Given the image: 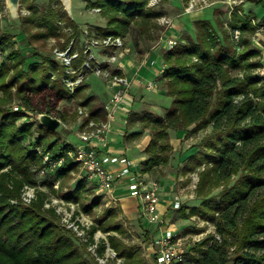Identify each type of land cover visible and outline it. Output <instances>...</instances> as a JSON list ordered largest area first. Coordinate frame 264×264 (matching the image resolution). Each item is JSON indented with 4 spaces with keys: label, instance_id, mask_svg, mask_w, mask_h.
<instances>
[{
    "label": "trees",
    "instance_id": "obj_1",
    "mask_svg": "<svg viewBox=\"0 0 264 264\" xmlns=\"http://www.w3.org/2000/svg\"><path fill=\"white\" fill-rule=\"evenodd\" d=\"M254 2L264 11V0ZM148 3L88 0L87 6L98 7L106 19L105 26H97L96 36H123L133 23L139 36L151 38V29L157 27L154 20L162 12ZM27 7L31 14L22 21L23 31L27 25L37 28L33 38L57 36L68 26L72 34L67 41L77 35L76 22L53 1L41 10L31 2ZM247 16L230 10L228 26L240 30L239 42L231 38L222 21L219 36L209 20H197L195 41L186 37L162 53L165 67L161 76L166 92L173 97L171 105L163 115L132 113L128 121L139 118L152 131L140 168L146 172L168 162L172 149L168 128L194 123L190 130L194 132L211 126L203 148L191 153L183 166L185 172L204 165L195 188L199 203L188 206V211L185 205L178 209L183 216L196 214L215 228L193 246L196 254L187 255L192 264H264V79L256 73L260 49L242 35L256 27ZM0 39L8 49L0 59V264H100L97 256L103 257L107 246L121 259L120 264H151L141 247L118 236L124 235V227L115 222L114 208H107L82 236L66 226L55 204L44 206L51 198L47 201V193L36 190L37 183L51 188L55 179L67 176L79 163L68 155L75 146L59 141L57 129L41 124L36 115L46 112L59 117L57 103L76 96L87 84L83 82L69 93L57 77L62 71L58 61L44 58L26 63L21 52L10 50L5 35ZM83 57L80 50L77 62ZM89 115L102 117L103 106L91 107ZM60 157L63 160L56 164ZM41 170L46 175L37 180ZM86 178L81 176L61 196L78 201ZM219 184L220 190L212 193ZM25 185L35 187L34 198L28 203L22 199ZM97 203L93 198L82 208L88 211ZM97 229L108 232L106 238L96 241ZM95 241L94 254L89 246Z\"/></svg>",
    "mask_w": 264,
    "mask_h": 264
},
{
    "label": "rangeland",
    "instance_id": "obj_2",
    "mask_svg": "<svg viewBox=\"0 0 264 264\" xmlns=\"http://www.w3.org/2000/svg\"><path fill=\"white\" fill-rule=\"evenodd\" d=\"M49 1H53V5L61 6L65 10L66 16L76 22L78 26L77 35H72L67 41V36L72 34V30L68 29L70 28L68 26L62 28L57 36L33 38L31 34L37 32L38 29L27 25V29L23 31L22 24L23 19L31 14V10L28 9L29 13L26 15L16 17L12 16L10 8L6 5L4 16L0 19V36L5 35L8 38L10 50L17 49L21 52L25 56L26 63L33 60L45 61L44 58H53L57 61L54 50L67 46L70 40L73 39L76 50H83L89 45L95 57L105 60L107 55L102 53L104 49L99 44L100 42L97 44L93 42L99 40V37L102 36H96L95 32L97 26H105L106 19L100 13V10L87 6L88 0H69L68 8H66L63 0H19L18 9L19 7H26L31 2L41 10ZM187 1L189 0H154L153 2L149 0L148 4L151 5V8L162 12L161 16L154 20V22H157V27L151 29V38L139 36L136 26L130 23L128 31L121 37L123 47L113 49L116 54L113 65L118 66L119 63H122L123 69L126 71L125 74L130 77L135 76V78H133L129 88L131 100L126 97L124 99L127 110L117 109L115 111V117L111 121L107 139L109 145L115 149H124L126 156L136 162V167H138L139 162L144 161L147 157L144 148L152 136V131L146 122L139 118L128 122L131 114L141 115L151 112L156 115H163L173 99L166 92L165 81L160 72V68L164 63L162 53L168 49L166 45L168 39L174 40L175 45L183 42L186 37L195 41L197 38L195 22L200 19L209 20L219 36H221V21L227 32L231 33V28L228 26L230 10H239V14L244 17L248 15L249 21L256 26L253 32L242 35L249 37L251 45H254L251 38L259 27V36L261 37L259 42L264 46V25H262L264 23V11L263 7L255 3L254 0H207V4L201 0H195L194 8L185 10L188 5ZM247 12L248 14H245ZM163 18L169 19L170 22H163ZM260 26L263 27L260 28ZM86 30H88V34L85 32ZM1 58L3 59V57ZM84 82L87 86L80 93L71 98H64L56 106V110L60 115L58 118L61 122L57 127L59 141H68L74 146L83 144L76 134L82 120V116L78 113V107L81 105L84 107V111L88 112L91 107L103 105L107 102L113 93V88L109 86V82L94 71L86 74ZM148 83H153L154 88H147ZM62 89L64 88L62 87ZM13 104L16 105L15 99ZM193 125L194 123L179 128L167 129L169 144L172 148L170 157L164 165L165 167L159 169L155 176L152 175V172L138 170L141 176H149L160 182L161 198L168 199L167 191L172 195L177 191L182 194L181 205L187 206L186 211H188V206L198 204L200 201V198L196 196L195 188L199 180L198 172L204 165L194 166L185 172L183 166L187 162V157L197 149L203 148L204 140L211 135V126L190 132ZM130 134L134 135L129 136ZM112 167L115 168L116 166L113 165ZM156 169L154 167L152 171L156 172ZM44 175H46V172L43 170L38 172L36 174L37 180H41ZM83 175H86L84 169L78 164L75 169L69 171L67 176L55 179L51 188L37 183L36 190H44L47 193L45 199L48 201L49 198H52V202L60 208L65 219L72 215L85 223L91 222L92 224L107 208H114L116 211L115 222L124 227V235H117L124 242L141 247L142 254H146L151 264H155L152 250H149L147 254V246L151 243L154 231L159 227V224L150 223L138 216L135 217V214L132 215L129 211L124 210L117 199L108 201V195L104 191H100L93 180L89 178H86L85 189H81L78 201H67L61 196L62 193L71 190ZM193 184L195 187H192ZM221 185L215 186L212 193H217ZM169 186L171 187L168 188ZM164 187H167V189L165 190ZM190 191H192L191 195ZM125 192H128L127 182L121 179L114 184L112 194L118 198L126 194ZM93 198H97V205L91 206L88 211H84L82 205L89 204ZM44 206H46V203ZM165 215L167 217L166 221L174 224L177 231L185 235L184 242L189 256L196 254L194 245L198 246L200 241L215 231L214 225L210 221L202 219L196 214L189 217L183 216L181 209L176 210L169 207ZM162 219L165 221L164 217ZM140 223L144 224V227L149 228V230L145 229ZM107 233L97 229L94 237L97 240L102 237L106 238ZM111 233L114 232L111 231ZM99 258L100 264H120L121 262V259L107 251L103 257ZM188 258L181 264H192ZM92 262L94 261L92 260Z\"/></svg>",
    "mask_w": 264,
    "mask_h": 264
},
{
    "label": "built area",
    "instance_id": "obj_3",
    "mask_svg": "<svg viewBox=\"0 0 264 264\" xmlns=\"http://www.w3.org/2000/svg\"><path fill=\"white\" fill-rule=\"evenodd\" d=\"M154 0H151L153 2ZM207 4V0H201ZM188 7L185 10L194 8L195 0L187 1ZM29 8L19 7L18 15H26L29 13ZM96 10H100L98 7H94ZM6 11V0H0V19L3 18ZM239 11V10H238ZM163 22L169 23L170 20L163 18ZM264 25V23L262 24ZM263 26H260L262 28ZM70 29V28H68ZM259 27L252 35V41L255 46L260 49V65L256 70L264 79V46L260 44L259 40ZM88 34V30L85 31ZM231 36L234 41L239 42L241 39V32L238 28L231 29ZM99 37V36H98ZM120 35L107 34L99 37V40H95V44H99L104 49L103 54L107 55L105 60L95 57L94 52L90 49L91 46L83 48L84 57L82 61L77 62L80 55V50L74 48V40L71 39L69 44L65 47L56 48L55 58L62 67L61 73L57 76L61 80L65 88L69 93H72L75 88L85 81V76L88 72L94 71L95 73L102 75L106 81L109 82V86L113 88V93L105 102L103 106V116L92 118L90 117V111H84L83 106L78 107V113L82 116L80 125L76 131L77 136L83 142V144L75 146L73 151H69L68 155L73 157L83 167L86 176L93 180L96 187L100 191H104L108 195V201L115 200L112 190L114 184L123 179L127 182V190L131 196L138 199V217L144 218L150 223L159 224V227L166 221L162 219L160 212L158 211V203L160 201V182L149 176L143 177L138 173L140 166L136 167V163L129 159L124 149H116L110 151L108 148L107 134L111 126V121L114 119V113L117 109L127 110V104L124 102L125 97L131 100V94L129 92L130 78L122 71L123 64L119 63L118 66L113 65L116 60V54L114 48L123 47V39ZM91 43V42H90ZM168 49L175 45V41L168 39L166 43ZM8 52L4 44L0 39V59ZM77 62V64H75ZM75 64V65H74ZM165 63L160 68V72L163 71ZM117 70V71H115ZM121 72H118V71ZM56 75H53V78ZM147 88L153 89L154 84L148 83ZM18 108L17 105L13 107ZM84 114V115H82ZM84 117V118H83ZM107 149V151L105 150ZM47 160V155L44 156ZM63 157L57 160L56 164L61 163ZM54 164V163H53ZM116 167L113 168L112 166ZM192 187H195L193 184ZM193 191V189H192ZM190 191V195L191 192ZM35 195V187L25 185L22 191V199L28 203ZM182 194L178 191L172 195L169 201V206L173 209H178L181 206ZM53 199L51 202H46V206L54 204ZM56 205V204H55ZM58 212L62 214V221L67 227H72L78 235L85 236V228L89 227L90 223H85L75 216L72 219V215L68 219L63 217V213L56 205ZM72 219V220H70ZM167 222V221H166ZM86 238V237H85ZM97 241V238L94 237ZM185 235L182 232H178L176 226L170 222H167L164 228L160 230L158 234H154L151 243L147 246V254L149 250H152V257L155 264H169L183 262L188 252L185 247ZM96 241L89 246V249L95 254L94 249ZM106 251L115 255V252L106 247ZM97 259H100L97 256Z\"/></svg>",
    "mask_w": 264,
    "mask_h": 264
},
{
    "label": "crops",
    "instance_id": "obj_4",
    "mask_svg": "<svg viewBox=\"0 0 264 264\" xmlns=\"http://www.w3.org/2000/svg\"><path fill=\"white\" fill-rule=\"evenodd\" d=\"M124 73H125V71H124V69L122 70ZM128 76V75H127ZM129 78H130V80H131V82L133 81V78H135V76H128ZM107 149H110V151H112L113 152V150L116 152V149L114 148V147H112V146H110L109 144H108V148ZM107 149H105L106 151H107ZM133 162H135L133 159H131ZM136 163V162H135ZM139 165H140V168H141V162H139L138 163ZM138 165V166H139ZM165 166L164 165H159V166H157L156 168V172H153V171H149V173H151L152 172V175H154L155 176V174L159 171V169H162V168H164ZM171 186H169L168 188H170ZM165 188V187H164ZM167 189V187L165 188V190ZM126 194H124V195H122V196H119L118 198H117V200H119L120 201V206H122L123 207V209L124 210H127V211H129V213H131L132 215L133 214H135V217H137L138 216V199L136 198V197H134V196H131L128 192H125ZM167 194L169 195L168 196V199H165V198H161V194H160V201H159V203H158V211L160 212V214H161V216L162 217H164L165 218V220H167V217H166V212H167V210H168V208L170 207L169 206V201L171 200V197H172V193L170 194V192L168 193V191H167ZM175 194V193H174ZM173 194V195H174ZM176 210H178V209H176ZM140 220V219H139ZM141 224V223H140ZM167 224V222L165 221L163 224H162V226H160V227H157V231L155 230L154 232V234H156V232H160V230L162 229V228H164L165 227V225ZM143 227H144V224H141ZM145 229H147V230H149V228H147V227H144ZM157 233V234H158Z\"/></svg>",
    "mask_w": 264,
    "mask_h": 264
},
{
    "label": "water",
    "instance_id": "obj_5",
    "mask_svg": "<svg viewBox=\"0 0 264 264\" xmlns=\"http://www.w3.org/2000/svg\"><path fill=\"white\" fill-rule=\"evenodd\" d=\"M64 1V4L66 6V8H68L69 6V0H63ZM6 5L7 7L10 8L11 10V14L12 16H16L18 17V5H19V0H6ZM36 118L38 119V121L51 128V129H57V127L60 125V119L58 117H56L55 115H52L50 113H46V112H41V113H38L36 115Z\"/></svg>",
    "mask_w": 264,
    "mask_h": 264
}]
</instances>
